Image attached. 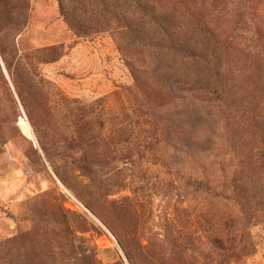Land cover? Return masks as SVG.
<instances>
[{"label":"rangeland","instance_id":"374dc122","mask_svg":"<svg viewBox=\"0 0 264 264\" xmlns=\"http://www.w3.org/2000/svg\"><path fill=\"white\" fill-rule=\"evenodd\" d=\"M61 2L78 26L28 0L0 32L44 96L26 111L0 59V264H187L169 224L193 264H264V0Z\"/></svg>","mask_w":264,"mask_h":264},{"label":"trees","instance_id":"16d2710c","mask_svg":"<svg viewBox=\"0 0 264 264\" xmlns=\"http://www.w3.org/2000/svg\"><path fill=\"white\" fill-rule=\"evenodd\" d=\"M58 3H59L60 13L64 16V18L67 19L69 23L78 26V24L73 22V19H68V17L70 18L72 14L63 10V3L61 2V0H58ZM108 7L109 5L107 4V2L105 3L104 1L102 4L103 13L112 16L115 12L111 8L109 9ZM26 10H28V0H0V18L1 16L5 17V23L0 25V32L2 30H6V31L13 30L14 28L20 26L18 22L19 19L18 14L26 13ZM15 31L17 32V34L19 33V30H15ZM14 50L15 49L13 45H11L9 50L2 43V39L0 36V59L4 63V66L8 71L12 82L16 87V91L18 93V97L20 99L23 108L27 111L28 105L27 102L23 99V94L28 96L31 101L42 100L44 96L43 93L38 88V86L36 85L35 80L31 76L33 67L31 61H29V57L32 56V54L23 56V60L20 58L16 59V57H14L13 58L14 61L12 62L10 61L11 59H9L8 56L9 54H13L15 52ZM50 132L53 133L51 137H54L55 135L58 136V134L55 133L54 131L50 130ZM48 138L49 136L45 132L36 133L37 147L44 154L46 159H49V154H52V157L56 160H59L64 166L69 165L73 168H76L81 173L87 175L89 178L94 176L93 163L95 160L93 157H91L86 153H76L74 155H70L64 152H60L59 150L64 147H60L58 145L59 141L51 143ZM65 141L62 142L63 145H65V147L72 146V143L70 141L68 140ZM36 150H37L36 148L31 149L33 153H36ZM54 172L57 173L55 169ZM60 181L68 189H70V187L67 186L64 180L60 179ZM168 231L174 234L172 247L175 251L176 261L177 262L186 261L187 264H193L195 258L192 256V254L194 253L195 248L190 236L184 234L183 232H181V230L176 229L173 226V224H169ZM213 241H214L213 251L221 253L219 255L226 253V251L228 250L234 249L233 246L231 245L223 246V244L218 239H213ZM212 255L213 254L211 253L210 255L211 259H212ZM206 256L207 254H203L204 258Z\"/></svg>","mask_w":264,"mask_h":264},{"label":"bare ground","instance_id":"6f19581e","mask_svg":"<svg viewBox=\"0 0 264 264\" xmlns=\"http://www.w3.org/2000/svg\"><path fill=\"white\" fill-rule=\"evenodd\" d=\"M19 126H20V129L22 131V133L28 138H32L31 136V132H30V128H29V125L25 122V121H22L19 123ZM32 140V139H30Z\"/></svg>","mask_w":264,"mask_h":264}]
</instances>
